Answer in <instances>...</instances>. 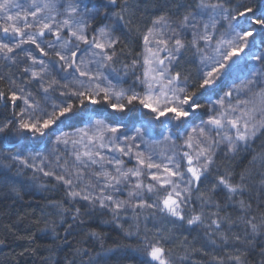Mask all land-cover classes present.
I'll return each instance as SVG.
<instances>
[{"label": "snow or ice", "instance_id": "snow-or-ice-1", "mask_svg": "<svg viewBox=\"0 0 264 264\" xmlns=\"http://www.w3.org/2000/svg\"><path fill=\"white\" fill-rule=\"evenodd\" d=\"M0 158L12 264H264V0H0Z\"/></svg>", "mask_w": 264, "mask_h": 264}, {"label": "trees", "instance_id": "trees-1", "mask_svg": "<svg viewBox=\"0 0 264 264\" xmlns=\"http://www.w3.org/2000/svg\"><path fill=\"white\" fill-rule=\"evenodd\" d=\"M261 141H258L256 145L253 147H258ZM9 149H3V151H8ZM13 154L15 151L13 150ZM244 154H241V158L239 160L240 166L242 167L247 163V160L243 158ZM3 163H7V161H3L0 158V168H2ZM15 169H13V172ZM31 176V172H27L25 174V179ZM51 192H41L36 189H29L27 195L24 196L23 200L14 201L11 198H2V194H0V236L4 235L3 225L10 223L11 221L16 219L17 214L21 216H26V219L21 224V231H23L29 223L30 213L33 211L37 204L44 203V197H50ZM107 217H101L99 219H106ZM99 219L97 223H99ZM100 230L105 234L106 245H112L117 241H121L124 243H129L131 241H123L121 234L112 226L103 225ZM34 231V229H33ZM43 236L44 234H40ZM11 239V238H10ZM44 240H38V243H44ZM21 245L27 246L23 241H16L15 244H12L8 248H4L0 251V264H12L14 252H19L21 250ZM91 246V245H87ZM94 251H99V248H95ZM47 253L41 250L37 256L32 257H24V258H16V264H42V259L46 256ZM63 254H61L58 259L62 260Z\"/></svg>", "mask_w": 264, "mask_h": 264}, {"label": "bare ground", "instance_id": "bare-ground-1", "mask_svg": "<svg viewBox=\"0 0 264 264\" xmlns=\"http://www.w3.org/2000/svg\"><path fill=\"white\" fill-rule=\"evenodd\" d=\"M40 182H47V181H40ZM50 198H58V194L55 192H51Z\"/></svg>", "mask_w": 264, "mask_h": 264}, {"label": "rangeland", "instance_id": "rangeland-1", "mask_svg": "<svg viewBox=\"0 0 264 264\" xmlns=\"http://www.w3.org/2000/svg\"><path fill=\"white\" fill-rule=\"evenodd\" d=\"M129 166H131V165H129Z\"/></svg>", "mask_w": 264, "mask_h": 264}]
</instances>
